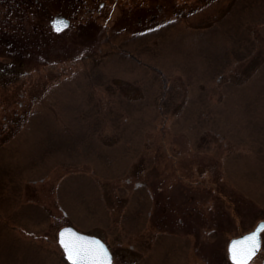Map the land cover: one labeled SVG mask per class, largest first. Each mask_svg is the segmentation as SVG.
I'll return each instance as SVG.
<instances>
[{
  "label": "rangeland",
  "instance_id": "374dc122",
  "mask_svg": "<svg viewBox=\"0 0 264 264\" xmlns=\"http://www.w3.org/2000/svg\"><path fill=\"white\" fill-rule=\"evenodd\" d=\"M22 171L51 197L79 176L56 249L72 225L111 264H235L264 221V0H0V176Z\"/></svg>",
  "mask_w": 264,
  "mask_h": 264
},
{
  "label": "crops",
  "instance_id": "0c3cea01",
  "mask_svg": "<svg viewBox=\"0 0 264 264\" xmlns=\"http://www.w3.org/2000/svg\"><path fill=\"white\" fill-rule=\"evenodd\" d=\"M40 172L22 171L5 180L0 176V264H66L63 247H55L58 243L56 234L51 237L47 234L53 222L49 206L57 202L63 214L70 212L76 216L75 186L79 176L73 172V176L56 181L55 194L51 197L46 190L49 176ZM94 222L98 223V220ZM49 238L53 243L50 251Z\"/></svg>",
  "mask_w": 264,
  "mask_h": 264
},
{
  "label": "snow or ice",
  "instance_id": "6c2138e0",
  "mask_svg": "<svg viewBox=\"0 0 264 264\" xmlns=\"http://www.w3.org/2000/svg\"><path fill=\"white\" fill-rule=\"evenodd\" d=\"M53 23L56 29L60 30V25L66 22L58 20ZM69 231L65 229L60 233V243L68 260L73 264H111V253L102 242L89 240L79 234L66 237L65 232ZM261 231H264V222L258 225L256 230L232 241L230 252L235 264H247V261L260 246Z\"/></svg>",
  "mask_w": 264,
  "mask_h": 264
},
{
  "label": "water",
  "instance_id": "95a60500",
  "mask_svg": "<svg viewBox=\"0 0 264 264\" xmlns=\"http://www.w3.org/2000/svg\"><path fill=\"white\" fill-rule=\"evenodd\" d=\"M58 20H62V21H64V22H66L65 24L60 25L61 27L66 26V25L68 24V22H69L65 17H60ZM262 222H264V221H260V222L257 224V226H256L253 230H256L257 227H258V225H260ZM65 229L70 230L69 232H65V236H66V237L73 236V235H75V234H79V235H81V236L87 237L89 240H99L100 242H102V243L107 247V249L110 251V253H111V263H112V261H113V254H112L110 248L108 247V245H107V244H106L101 238H99V237H97V236H93V235L86 234V233L81 232V231H79L78 229L74 228L73 226H69V225H68V226H64V227H62V228L59 230V241H60V233H61L62 231H64ZM253 230H251V231H249V232H246V233H244V234H242V235H240V236L234 237L233 239L230 240V242H229V244H228V252H229L230 259L232 260L233 263H235V261H233V259L231 258V252H230V249H231V246H232V241H233V240H236V239H239V238H241V237H243V236H245L246 234L252 232ZM261 232H262V231H261ZM260 248H261V233H260V246H259L258 250H256L255 253L251 256V258L247 261V263H248V262H249V261H250V260H251V259L257 254V253H258V251L260 250ZM66 257H67V255H66ZM67 259H68V258H67ZM68 261H69L68 264H73L72 261H70V260H68ZM263 264H264V263H263Z\"/></svg>",
  "mask_w": 264,
  "mask_h": 264
},
{
  "label": "flooded vegetation",
  "instance_id": "af4514ba",
  "mask_svg": "<svg viewBox=\"0 0 264 264\" xmlns=\"http://www.w3.org/2000/svg\"><path fill=\"white\" fill-rule=\"evenodd\" d=\"M60 17H63V16H55L53 19H52V21H51V24H52V26L56 29V27L54 26V21H58V19L60 18ZM70 24V23H69ZM64 27H61L60 26V30H62ZM57 30V29H56Z\"/></svg>",
  "mask_w": 264,
  "mask_h": 264
}]
</instances>
